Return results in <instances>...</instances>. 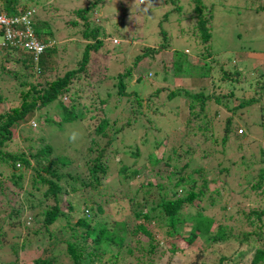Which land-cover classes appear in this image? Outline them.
Wrapping results in <instances>:
<instances>
[{
    "label": "rangeland",
    "instance_id": "rangeland-1",
    "mask_svg": "<svg viewBox=\"0 0 264 264\" xmlns=\"http://www.w3.org/2000/svg\"><path fill=\"white\" fill-rule=\"evenodd\" d=\"M89 1L40 0L35 6H33V2L29 3L34 8L33 19L45 20L49 24L48 29L53 33L55 40L59 42L60 54L64 51L69 52L72 50L74 46L69 47L70 43L83 44L85 42L79 32L81 22L75 18L73 11L83 8ZM253 1L254 4H247L246 6L242 5V0H222L214 3L211 37L208 46L210 52L215 53V55L213 59L212 57L209 60L200 59L202 64L195 67L194 76L186 73L177 77L173 76L169 67V62L173 60L172 51L176 49L181 56L190 55L193 57L197 56V50L202 47L199 44L200 39L196 38L194 34L196 31L195 18H193L192 5H190L189 1L179 0V5L183 6L180 14V12H172L174 5L170 4V0H103V6L89 18L91 22L100 24L106 33L103 45L98 51L90 52L91 60L88 64V73L91 77L89 81H91L93 86L94 82L98 83L97 79H99L101 72L104 73L105 71V75L110 77V80H106V78L100 80V84L98 83L96 87L97 91L102 93L106 90H110V92L115 90V79L111 78V76L120 72L131 61L132 55L142 54L144 47L158 48L162 39L159 30L163 29L168 36V47L155 56L156 65H154V68L156 69L146 70L145 63L147 60L142 59L141 63H139L140 67L145 69L144 74L141 76L142 82L135 84L132 89L131 84H134L135 80L131 79L129 81V90H135L141 98H145L154 88L167 85L169 89L180 91L182 94H180V100L188 99L183 95L185 91L191 94L202 92L205 95L225 94L232 91V95L242 98L250 90L252 91L253 99L246 100L249 106L242 110V121L245 124H240V122L235 120V124H237L236 133L244 136L240 141L230 138L225 146L222 147L223 129L221 128V122L217 121L218 117L214 114L217 106L208 103L204 116L200 115L196 121L191 123L194 129L196 124H199L200 128L203 127V129H195L196 135L190 138L192 140L186 139L189 135V130L185 127L187 118L185 114H180L181 111L170 112L172 104L168 102L163 108L165 112L164 117H162L163 120L159 117L158 122V125L165 129L163 134L168 135V140L166 146L161 145L157 148V152H162L164 147L166 148L165 151L169 152L171 145L172 147H178L179 144L188 145L189 152L187 154H183L182 151L179 153L178 159L182 162H179L178 166L190 158L189 165L182 171V174L197 178L199 175L193 173V171L200 169L203 174L198 177V185L201 180H205L208 187L203 200L200 201L199 208L190 205L183 209L182 218L184 220L176 226L174 233L164 224V214L161 207H159L160 202L157 194L153 192V196L147 195L146 203L142 202L137 206L129 201L133 197V190L140 185L148 182L155 184L157 181L163 186L165 184L168 186V183H166L167 178L165 177L168 174L171 177L179 174V172L168 173V168H165L163 163L143 162L152 149L150 141L152 131H149V140L146 142L144 130L140 127L138 128L137 124H131L127 130L122 132V136H119V134L114 136L116 138L114 143L130 145V149L133 148V145L143 144L139 148V162L136 163L142 173L131 181L124 182L118 174L121 164L115 161L113 157H110L106 177L100 179V185L96 190L89 191L81 186L83 181L87 182L88 167L84 163V158L74 157L72 165L63 170V172L67 171L75 180L66 178L63 183V191L67 193V197L63 198L62 196V198L67 205L69 202L75 205V208H77L76 212H72L71 215V212L67 211L66 204L63 203V213L67 218H60L59 221L50 225L48 232L41 229L44 217L42 211L45 207L44 202L39 204L40 201L36 197V199L32 200L26 195L25 190H20L18 194L20 195L22 206L18 216L3 218L0 212V264H32L38 258L49 260L51 264H73L66 250L67 243L81 248L84 254L93 248V242H90V237L84 236L88 229L77 225L79 218L85 217L88 219L92 214H94L92 218L95 222H91V226H95L101 221L111 224L121 221L127 224L129 236L127 235L126 237V244L133 248V254L130 257L118 255L117 259L113 258L117 250L105 242L98 246L100 249L105 247L103 249L106 250V254L101 261L92 260L88 256V259L81 264H120L119 259L121 257L124 264H192L193 254L195 253L201 254L208 264H219L222 256L233 254L232 252L239 247L233 237L236 234L240 236L242 233H247L252 229L248 227L246 217L248 216V220L251 221L252 227L255 229L259 225L254 220L255 217L250 213V210L264 209V194L261 197L262 200H259L263 202L251 201L253 196L251 192L255 194H259V192L251 190V183H245L251 177H257L259 171L264 173V156L261 155V150L264 151V130L253 126L257 124L258 119L261 117L258 116L260 109L264 111V90L260 89L263 86L264 78L259 76L264 74V60L253 59L251 55L241 57L244 61L248 59L245 66L246 69L243 66L239 67L241 74L235 78L232 85L229 84L230 88L232 87L231 89L228 87L223 89L222 86H219L220 81L216 74L219 65L223 66V68L228 64L232 66L238 63L240 65L242 62L240 55L243 53L264 54V10L255 9L256 6L262 5L264 0ZM2 2L3 0H0V6ZM24 2L27 1L24 0ZM222 5L227 8H223ZM237 6L245 7L238 10ZM165 13H168L167 19L162 21ZM73 21H76L78 25H72ZM160 22L162 27H159ZM79 47L81 49V46ZM73 49L76 50V47ZM59 57V60L57 56L55 58L52 72L60 73L66 67L73 65L63 55ZM183 59L185 58L183 57ZM213 61L217 63L214 64ZM14 62V57H11L6 66H13H9V64H14ZM205 62H208V65L210 64V69ZM0 63L1 65L5 64L1 62V58ZM14 65L20 66L18 63ZM165 70L166 73L164 72ZM163 77H166V79L163 80ZM255 80L258 81L257 86L251 84L253 82H248ZM16 84L17 82L11 80V78L10 80L6 77L4 79L0 78V112L19 105L20 101L17 99L19 88ZM88 88L92 87L87 86L86 89ZM167 93V90L160 93V98L154 102L156 107H159L161 102L165 100ZM130 100V107L127 109L128 114L130 109H132V105L133 108L136 107L133 97ZM108 103L109 105L104 107V110L110 120L114 117L126 116L123 113L126 108L124 99L121 102H116L114 98H110ZM113 105H116V107L113 108ZM53 106L52 104L34 112L29 122L14 131L15 138L8 142L9 146L5 150L18 149L34 154L41 146H44V143H49L53 152L49 157L41 160V166L49 165L60 153L74 155V150L78 149L74 148L73 150L72 143L74 144V138L72 139V137L76 132H80V123L78 120H74L69 124H62L59 129L56 126L50 127L43 123V119L46 116L58 122V111ZM54 107L59 110L57 104ZM142 109L146 110L145 106ZM175 114L178 120L177 118L174 119L173 115ZM262 120L264 125V119L262 118ZM239 129H241L242 133H239ZM160 138L161 135L157 134L156 140ZM41 139H43V142ZM68 141H70L69 147ZM104 141L100 140V144L102 145ZM115 144L111 145L110 148L112 149ZM241 155L247 165L235 166L233 162H240L239 157ZM133 160L132 157L128 156L122 158V162L127 164H131ZM30 164L32 167H36V159L34 160L31 157ZM224 169H227V171H224ZM26 172L28 173L29 170H26ZM159 174L162 177L158 176ZM213 179L216 182L213 183ZM26 181L27 178L23 180L22 186L27 188L29 183ZM238 183L246 185L243 191V198H238L234 195V192L237 191ZM70 186H75L78 190L73 193L70 191ZM80 186L81 188L79 189L78 187ZM214 188L219 190V195L212 193ZM194 189L196 191L197 187L195 186ZM152 190L154 191V188ZM173 191L176 195H182L185 192V190L180 188ZM8 193L9 190L6 191V196ZM140 194L139 192L138 196ZM167 194L170 197L172 196L171 191ZM209 196L211 197L208 200ZM85 199H92V202L86 207H82L80 204L76 205V203H81ZM1 201L0 205L5 202L4 200ZM212 201L213 203H211ZM32 204L34 205L33 209L30 208ZM37 205H40V207H37ZM96 205L103 207L104 212L98 213ZM238 206L241 207L243 215H238L240 213ZM0 209L3 208L0 206ZM86 209L89 210L88 214L85 211ZM198 209H202L203 218L214 217L216 226L224 228L228 234L226 241L212 244L206 239L205 234H198L192 241H188L191 231L194 230L195 214ZM81 210L84 212L83 214ZM140 210L147 212L150 218L143 219V215L140 218H136L134 212ZM136 224L145 226L151 233V245L157 246L155 251L149 256L147 255V252H149V240L141 236L142 241L135 243L133 236L130 235V232H133L131 227ZM51 235L52 240L50 239ZM54 235H57V242L54 240ZM262 236L263 240L259 242L262 244L260 245L261 248L264 247V232ZM253 251L254 248L250 249L246 257H243L240 261L237 259L231 264H248Z\"/></svg>",
    "mask_w": 264,
    "mask_h": 264
},
{
    "label": "trees",
    "instance_id": "trees-1",
    "mask_svg": "<svg viewBox=\"0 0 264 264\" xmlns=\"http://www.w3.org/2000/svg\"><path fill=\"white\" fill-rule=\"evenodd\" d=\"M25 1L27 2H24V0H3L0 6V12L7 16L20 15L25 13L28 9H34L29 3L33 2V6H35L40 0ZM188 1L190 5H192L191 9L194 15L193 18H195L196 31L194 34L196 38L200 39L199 44L200 47H202L197 50L196 55L198 57H191L190 55L181 56L176 49L172 51L171 54L173 60L169 62V67L173 76L175 75L177 77L186 73L194 76L195 67L202 64L200 63V59L209 60L211 57L213 59V56L215 55V53L210 52L208 46L211 37L212 9L214 3H218L222 0ZM102 2L103 0H90L83 8H78L73 11L75 18L81 22V29L79 32L83 39H85L83 44L77 42H74V44L70 43L69 47L74 46L76 47V50L73 49V47L71 51H64L60 54V49L58 48L59 42L55 40L53 33L48 29L49 24L45 20L33 19L35 12H33V16L31 17L32 32L39 42L46 45L44 51L38 55L37 59L34 60L30 53H25L19 48H0L1 62H3V64L5 63L4 65H1L0 63V78L4 79L6 77L9 80L11 78V80L17 82L16 86L19 88L17 99L20 101L19 105L0 112V202H2L1 200L5 201L0 205L3 208L0 209V212L3 215V218L18 216L22 206L21 198H19L20 195L18 193L20 190H25L26 195L30 199L32 198L33 200L37 198L40 201L39 204L43 202L45 204V207L42 210L44 217L41 229H43V231L48 232V227L59 221L60 218H67L62 209L64 208L63 203H65L63 198L67 197V193H64L63 191V183L67 177L72 178L73 180H75V178L67 171L63 172V170L72 165L74 157L84 158V163L88 167L87 182L83 181L81 186L87 188L89 191L96 190L100 185V179L106 177L110 157H113L115 161L121 164L118 169V174L121 176V180L124 182L131 181L142 173L136 163L139 162V148H141V145L143 144L137 146L133 145V148L130 149V145L115 144L114 141L116 138H114V136L117 134L122 136V132L127 130L131 124H137L138 128L140 127L144 130L146 142L149 140V131H152L150 138L152 149L151 152L146 155L143 162L150 161L153 163H163V166L168 168V173L179 172V174L175 177H171L168 174L167 177H165L167 178L166 183H168V186L166 184L163 186V184L157 181L155 184L148 182L144 185H140L133 190V197L129 199V201L137 206L142 202L146 203L145 200L147 195L153 196L154 193L157 194L160 202L159 207H161L164 214V224L174 233L176 226L181 224L184 220L182 218L183 209L190 205L199 208L200 201L203 200V196L208 187L205 180H201L198 185V177L203 174L200 169L193 171V173L199 175L197 178L182 174V171H184L189 165L190 158L184 161L182 165L178 166L179 162H182L178 159L180 156L179 153L182 151L183 154H187V152H189L188 145L179 144L178 147H172L171 145L169 152L165 151V147L162 152H157V148L161 145L166 146L168 140V135L163 134L165 129L158 125L159 117L163 120L162 117L165 115L163 108L169 102L172 104L170 112L176 113L181 111L180 114H185V117L187 118L185 127L189 130V135H186V139H190L193 138V135H196L195 129H203V127L200 128L199 124H196L194 129V127L191 126V123L196 121L200 115L204 116L205 108L208 103L214 104L217 106L214 114L218 117L217 121L221 122V128L223 129L221 144L222 147H224L230 138H234V140L236 139L237 141H240L243 138L244 135H238L236 133L235 128H237V124H235V120L240 122V124H245V122L242 121V110L249 106L247 105L246 100L253 99L252 91L249 90L246 93V96L242 98L232 95V91L216 95H205L202 92L191 94L185 91L183 92V95L188 99L184 98L183 100H180L182 95L180 91L169 89L167 85L160 88H154L145 98H141L135 90L130 91L129 81L131 79L135 80L134 84H131L132 89L135 84L142 82L141 76L144 74L145 69L140 67L139 63H141V60H147L145 63V68L147 67L146 70L156 69L154 68V65H156L155 56L168 47V36L163 29L159 30L162 39L158 48L150 46L144 47V52L142 54L132 55L130 58L131 61L126 64L120 72L111 76V78L115 79V90L111 92L110 90H106L102 93L101 91H97L96 87L98 83L100 84L102 78V80L105 78L106 80H110V77L105 75V71L104 73L101 72L98 77L99 79H97L98 83L94 82L93 86L91 81H89L91 80V77L88 73V64L91 60L90 52H97L103 45V40L106 37V33L101 25L95 24L89 20L93 13L98 12L103 6ZM242 2V5L245 6L247 4H254L253 0H242ZM170 4L174 5L172 12L182 13L183 6L179 5V0H170ZM245 6L237 7L238 10H240ZM222 7L227 8L224 5H222ZM255 9L264 10V3L256 6ZM167 16L168 13H165L163 15L164 20H161L165 21ZM72 25H78V23L73 21ZM160 26L161 22L159 23V27ZM79 46H81V49ZM8 49H15L16 51L13 50L14 52L7 53ZM62 55L68 62H72L73 65L66 67L65 70L60 71V73L52 72L56 56L58 59V57ZM246 55H251V58L253 59L264 60V54L256 53H243L240 55V58ZM11 57H14V64H20L19 67L13 63L9 64V66H13H6L8 65L6 63L10 61ZM183 57L185 59H183ZM213 62L214 64L217 63L215 61ZM247 62L248 59L245 61L242 59L240 65L238 63L232 65L234 68L229 64L224 68L219 65L216 74L220 81V84L218 85L222 86L223 89H226L227 87L231 89L232 87L230 88L229 84L232 85L235 78L239 77L241 74L239 67L241 68L243 66V68L246 69L245 66ZM207 63L208 62H205V64ZM209 63H211V61H209ZM208 67L210 69V64ZM164 72L166 73V70ZM259 76L264 78V74ZM165 79L166 77H163V80ZM248 82H253L251 84L255 86L258 85L257 80ZM87 86L92 88L86 89ZM260 89L264 90V83ZM166 90L168 93L165 95V100L161 102L159 107H156L154 102L160 98V93ZM131 97H133V102L136 107L133 108L132 105V109H130V113L128 114L127 109L130 107ZM110 98H114L116 102H121L122 99L125 100L124 104L126 108L125 112L123 111V113L126 114L125 117H114L111 120L108 118L104 107L109 105L108 102ZM52 104L54 106L57 104V108H59L58 110L53 106V108L58 111L57 114L59 120L58 122H55L46 116L43 119V123L50 127L56 126L57 129H59L62 124H69L74 120H78L80 123V132H76L72 137V139L74 138V144L72 143L73 150L74 148L78 149L76 151L74 150V155L60 153L55 157L53 162L49 163V165L41 166V160L49 157L53 152L52 146L49 143H44V146H41V148L34 154H29L24 150L18 149L5 150V148H8L9 146L8 142H11V140L15 138L14 131L16 129L29 122L34 115V112ZM144 106L146 110L142 109ZM115 107L116 105H113V108ZM246 111H248V109H246ZM263 112L264 111L260 109L258 115L261 116V122L259 118L257 124L253 125L262 130H264L262 120V118L264 119ZM173 116L174 119L177 118L178 120L176 114ZM52 123H54V125L51 126ZM157 134L161 135L159 140H156ZM100 140H105L102 145L100 144ZM41 141L43 142V139H41ZM70 141H68V147L70 146ZM113 144L115 145L111 149L110 147ZM81 152L82 154H80ZM261 155L264 156V151L262 150ZM124 156L132 157L134 159L133 162L131 164L122 162ZM31 157L34 158V160L36 159V167L31 166ZM239 160L241 161L233 162V164L235 166L247 165L242 155L239 157ZM26 170H29V172L27 173ZM224 171H227V169H224ZM158 176L162 177L160 174ZM25 178H27L29 183L27 188L22 186ZM212 182L214 183L216 180L213 179ZM245 183H251V190L259 192V194L251 192L253 195L251 201L258 202L259 200H262L261 197L264 194V173L259 171L257 177H251L249 180H246ZM81 186L78 188L80 189ZM195 186L197 187L196 191L194 189ZM245 187V184L238 183L237 191L234 192V195L238 198H243ZM152 188H154V191ZM178 188L185 190V192L182 195H176L173 190ZM7 190H9V193L6 196ZM76 190L78 189L75 188V186H70L71 192L74 193ZM170 191L172 195L171 197L167 194ZM139 192L141 193L140 196H138ZM212 193L219 195V190L214 188ZM210 197L211 196L208 197V200ZM90 202H92V199H85L81 201V203H76V205L80 204L82 207H86ZM259 202L261 203L263 201ZM211 203H213V201ZM37 207H40V205H37ZM238 207L240 208V213H238V215H243L241 207ZM30 208L33 209L34 205H30ZM66 208L67 211L71 212V215L72 212L75 213L77 209L75 208V205H72L70 202L68 205L66 204ZM118 208L121 209L120 206H118ZM96 211L98 213L104 212L103 207L98 205H96ZM250 211L255 217L254 220L257 221L259 225H257L256 229L252 227L251 221L248 220L249 218L247 216V225L252 229L247 233H242L240 236L239 234H236L233 237L235 241H237L239 247L232 252L233 254L222 256L219 260V264H231L237 259L240 261V259L246 257L248 251L252 248H254V251L248 264H264V247L261 248L260 245L262 244L259 243L263 240L264 209H251ZM83 213L84 212H82V214ZM93 215L94 214H92V216ZM195 215L194 230L191 231V236L188 241H192L198 236V234H205L206 239L212 244L227 240L226 238L228 234L225 232L224 228L216 226L214 217L203 218L202 209H198ZM92 216L88 219L85 217L79 218L77 225L88 229V232H86L84 236L90 237V242H93V248L84 254L81 248L76 247L71 243H67L66 250L72 259L73 264L83 263L88 259V256H90L92 260L96 259V261H101L106 254V250L103 249L105 247L100 249L98 246L105 242H107V245H112L117 250L113 258L117 259L118 255L130 257L133 254V248L126 244V237L129 233L128 225L121 221H116L112 224L101 221L95 226H91V222H95ZM134 216L136 218L142 216L143 219L150 218L149 214L143 210L134 212ZM131 228L133 229V232L131 231L130 235L133 236L135 243L142 241L141 236H144L149 240H147L149 247L147 255H151L157 247L152 246L150 243L151 233L143 224H136ZM54 236V240L56 241L57 235ZM50 239L52 240V235ZM193 256L192 264H208L205 262L204 258H202L201 254L195 253ZM119 260L120 264H124L122 257ZM32 264H51V262L44 258H38L34 260Z\"/></svg>",
    "mask_w": 264,
    "mask_h": 264
},
{
    "label": "built area",
    "instance_id": "built-area-1",
    "mask_svg": "<svg viewBox=\"0 0 264 264\" xmlns=\"http://www.w3.org/2000/svg\"><path fill=\"white\" fill-rule=\"evenodd\" d=\"M32 16L33 10L15 16L0 14V48H19L25 53H30L36 60L45 45L39 42L32 32ZM240 132L242 131L239 129Z\"/></svg>",
    "mask_w": 264,
    "mask_h": 264
},
{
    "label": "clouds",
    "instance_id": "clouds-1",
    "mask_svg": "<svg viewBox=\"0 0 264 264\" xmlns=\"http://www.w3.org/2000/svg\"><path fill=\"white\" fill-rule=\"evenodd\" d=\"M28 10H30V9H28ZM33 12H34V11H33ZM0 14H3V13L0 12ZM4 15H5V14H4ZM6 16H7V15H6ZM42 44H43V43H42ZM44 45H45V44H44ZM45 47H46V45H45ZM13 50L16 51L15 49H8V50H7V53L12 52ZM14 51H13V52H14ZM43 51H44V49H43ZM43 51H42V52H43ZM240 130H241V129H240ZM85 211L89 213V211H88L87 209H86Z\"/></svg>",
    "mask_w": 264,
    "mask_h": 264
}]
</instances>
